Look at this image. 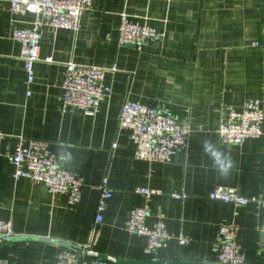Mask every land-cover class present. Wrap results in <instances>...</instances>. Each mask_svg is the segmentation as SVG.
<instances>
[{"label": "crops", "instance_id": "0c3cea01", "mask_svg": "<svg viewBox=\"0 0 264 264\" xmlns=\"http://www.w3.org/2000/svg\"><path fill=\"white\" fill-rule=\"evenodd\" d=\"M122 15L154 28L157 37L141 49L121 46ZM38 22L0 0V218L14 229L0 260L55 264L73 247L84 259L111 264H220L218 232L232 227L244 264H264V124L260 138L242 145H224L218 135L233 111L254 101L264 110V0H92L77 32ZM36 27L40 61L30 84L14 34ZM71 63L118 69L106 74L111 93L92 115L61 101ZM126 100L169 111L190 129L188 149L166 163L137 159L130 130L119 128ZM30 140L46 143L61 169L84 179L79 203L14 178L11 155ZM205 141L231 156L227 176L213 167ZM105 179L112 198L99 224ZM219 188L256 202L210 200ZM135 209L148 211V227L164 224L171 239L163 248L149 252V239L128 230Z\"/></svg>", "mask_w": 264, "mask_h": 264}, {"label": "built area", "instance_id": "2783aa9c", "mask_svg": "<svg viewBox=\"0 0 264 264\" xmlns=\"http://www.w3.org/2000/svg\"><path fill=\"white\" fill-rule=\"evenodd\" d=\"M92 0H10L11 10L15 15L33 14L38 18V25L46 24L56 29L77 32L81 18ZM157 37L154 28L133 22L122 15L119 28L121 46L141 49L147 40ZM14 40L22 45L23 58L29 83L34 79V66L40 61L41 35L38 28L17 31ZM118 69L82 67L76 64L66 66L61 101L65 107H74L87 115H92L99 101L111 93L103 86L108 73H117ZM264 110L259 101L245 105L233 111L228 121L219 128L220 142L224 145H242L248 139H258L263 135ZM119 128L130 130L131 141L136 146V158L144 161L170 162L181 152L188 149L190 129L179 125L177 119L166 109L150 107L138 102L126 100L121 111ZM4 136L0 133V153ZM15 168V179H30L41 183L54 194H68L70 204L80 202L84 179L72 172L60 168L57 159L50 152L46 143L38 140L27 141L11 155ZM136 193L145 197L156 195V191L137 189ZM112 198L105 179L101 186V199L97 206L96 221L101 224L106 212V201ZM209 199L225 204L246 206L256 202L255 199L241 197L235 189H216ZM1 211V207H0ZM146 209H135L129 214L128 230L138 236L149 239L148 251L163 248L171 239L163 223L148 227ZM14 236L11 222L0 218V248ZM236 231L232 227H221L218 232V262L220 264H244L236 243ZM181 245L187 239L180 236ZM264 246V226L262 228ZM85 252L77 254L71 250H62L55 264H111L97 259H84ZM0 264H7L0 260Z\"/></svg>", "mask_w": 264, "mask_h": 264}, {"label": "clouds", "instance_id": "9594fccd", "mask_svg": "<svg viewBox=\"0 0 264 264\" xmlns=\"http://www.w3.org/2000/svg\"><path fill=\"white\" fill-rule=\"evenodd\" d=\"M204 151L209 155L213 162V167L221 176H227L230 169L233 167L231 156L222 152L211 141H205L203 144ZM70 153L65 158H70Z\"/></svg>", "mask_w": 264, "mask_h": 264}, {"label": "water", "instance_id": "95a60500", "mask_svg": "<svg viewBox=\"0 0 264 264\" xmlns=\"http://www.w3.org/2000/svg\"><path fill=\"white\" fill-rule=\"evenodd\" d=\"M70 250L71 251H74V252H77L78 254H80V251H78L77 249L73 248V247H70Z\"/></svg>", "mask_w": 264, "mask_h": 264}]
</instances>
